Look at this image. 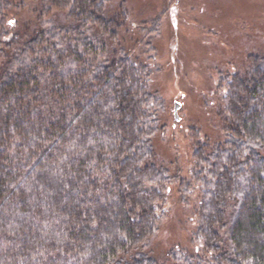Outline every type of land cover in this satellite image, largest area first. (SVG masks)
I'll list each match as a JSON object with an SVG mask.
<instances>
[{"label":"trees","instance_id":"1","mask_svg":"<svg viewBox=\"0 0 264 264\" xmlns=\"http://www.w3.org/2000/svg\"><path fill=\"white\" fill-rule=\"evenodd\" d=\"M142 29L112 0H0V264H264V49L218 71L184 180ZM173 183L198 202L164 251Z\"/></svg>","mask_w":264,"mask_h":264},{"label":"rangeland","instance_id":"2","mask_svg":"<svg viewBox=\"0 0 264 264\" xmlns=\"http://www.w3.org/2000/svg\"><path fill=\"white\" fill-rule=\"evenodd\" d=\"M112 3L115 8L124 3L131 26L143 25L144 33L153 35L152 64L159 72L152 77L151 87L160 96L164 123V135L155 139L157 151L165 162H172V174L178 172L180 178L188 180L195 130L199 136L213 135L209 122L214 113L212 90L218 83V71L239 68L247 55L264 49V0ZM169 190L168 210L156 239L164 251L189 243L185 230L193 226L198 202L196 193L184 202L178 183L171 184Z\"/></svg>","mask_w":264,"mask_h":264},{"label":"water","instance_id":"3","mask_svg":"<svg viewBox=\"0 0 264 264\" xmlns=\"http://www.w3.org/2000/svg\"><path fill=\"white\" fill-rule=\"evenodd\" d=\"M178 105H179V103H175V110L177 109V107H178ZM176 113V112H175Z\"/></svg>","mask_w":264,"mask_h":264},{"label":"snow or ice","instance_id":"4","mask_svg":"<svg viewBox=\"0 0 264 264\" xmlns=\"http://www.w3.org/2000/svg\"><path fill=\"white\" fill-rule=\"evenodd\" d=\"M11 23V22H10Z\"/></svg>","mask_w":264,"mask_h":264}]
</instances>
